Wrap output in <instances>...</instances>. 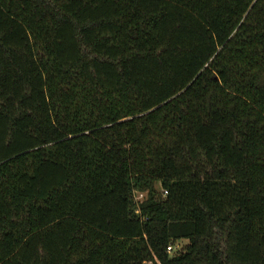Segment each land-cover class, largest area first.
<instances>
[{"label":"trees","instance_id":"16d2710c","mask_svg":"<svg viewBox=\"0 0 264 264\" xmlns=\"http://www.w3.org/2000/svg\"><path fill=\"white\" fill-rule=\"evenodd\" d=\"M145 263L264 264V0H0V264Z\"/></svg>","mask_w":264,"mask_h":264},{"label":"built area","instance_id":"2783aa9c","mask_svg":"<svg viewBox=\"0 0 264 264\" xmlns=\"http://www.w3.org/2000/svg\"><path fill=\"white\" fill-rule=\"evenodd\" d=\"M137 201V200H136ZM179 244L180 243H176V244H174V245H169V246H167V248H166V251L168 252V253H172V252H175V251H177V250H181V248H179ZM145 264H149V263H145ZM157 264H159V263H157Z\"/></svg>","mask_w":264,"mask_h":264},{"label":"rangeland","instance_id":"374dc122","mask_svg":"<svg viewBox=\"0 0 264 264\" xmlns=\"http://www.w3.org/2000/svg\"><path fill=\"white\" fill-rule=\"evenodd\" d=\"M143 198V195L142 194H135V200L137 201H141ZM186 241H181V243L179 244V248H182L183 246L186 245Z\"/></svg>","mask_w":264,"mask_h":264}]
</instances>
